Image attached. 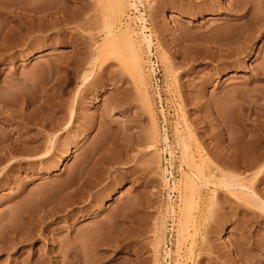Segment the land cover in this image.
Masks as SVG:
<instances>
[{"label": "rangeland", "instance_id": "1", "mask_svg": "<svg viewBox=\"0 0 264 264\" xmlns=\"http://www.w3.org/2000/svg\"><path fill=\"white\" fill-rule=\"evenodd\" d=\"M96 1L0 0V264H264V0Z\"/></svg>", "mask_w": 264, "mask_h": 264}, {"label": "bare ground", "instance_id": "2", "mask_svg": "<svg viewBox=\"0 0 264 264\" xmlns=\"http://www.w3.org/2000/svg\"><path fill=\"white\" fill-rule=\"evenodd\" d=\"M189 3L190 2H195L194 0H187ZM96 4L102 9V12H103V16H104V28H105V33H106V37H105V40H104V42H103V44H102V49H101V52H105V51H107L108 49H109V47H111V45H112V43H114V41L116 40V38H114L113 36H112V34H113V25H114V21H115V19H116V15H118L117 14V12H120L118 9H120V10H123L124 8H120V7H125V5H126V0H98V1H96ZM169 5V4H168ZM120 6V7H119ZM130 8H135V3L134 2H132V3H130L129 5H128ZM137 10V9H136ZM121 40H126L125 39V37L123 38V37H119ZM147 41V40H146ZM149 45V44H148ZM236 45V44H235ZM249 45L250 44H248V43H245V42H241V43H238L235 47H233V48H230V49H227V50H224L223 52H221V57H223V59L225 58H227L228 60H230V58H233V60H234V58L236 57H238L240 54H241V52L244 50L245 51V49L247 48V47H249ZM149 47V46H148ZM243 53V52H242ZM240 61H241V58L239 59ZM240 63V62H239ZM235 65V64H234ZM236 65H237V63H236ZM236 65H235V67H236ZM184 146V145H183ZM185 148V146L183 147V149ZM186 149H188L189 150V147L187 148V146H186ZM186 149H184V151L186 152ZM187 150V151H188ZM67 157H69V155L66 153L65 155H64V158H67ZM189 159H190V162H189V166L192 168L193 166V161L191 160V158L189 157ZM189 161V160H188ZM195 169H196V167H194ZM202 169V168H201ZM199 170V169H198ZM197 172V175L198 176H200V177H202V171L200 170V171H196ZM219 173H221V172H219ZM200 177H198V178H200ZM224 177V176H223ZM200 179H202V178H200ZM232 179V178H231ZM231 179H228V180H230L231 181ZM186 180H188L187 182V186H186V192L188 193V202L189 203H191V198H192V195L196 192V191H198L200 188H199V186L198 187H196V185L193 183V181L192 180H190L189 178H187ZM226 180H227V178H226ZM191 181H192V183H191ZM202 181V180H201ZM203 181H204V179H203ZM233 181V180H232ZM235 181V180H234ZM201 185L203 186V185H205V183H202L201 182ZM234 187V185H232V184H230V183H227V184H224V190L225 189H227V190H229V189H232ZM241 188V189H244V186H242V185H236V188ZM244 190H246V188L244 189ZM247 192H248V190H246ZM76 192V191H75ZM109 199H111V197H108ZM108 199V200H109ZM263 203V202H262ZM263 209H264V206H263ZM186 216H185V219L187 220V219H189V215H188V209H186ZM187 222V221H186ZM256 244L258 245V243L257 242H255V246H256ZM252 246H254V243H253V245ZM69 247H70V249H71V247H72V245H68V249H69ZM69 249V250H70ZM250 246H248V249L245 251V250H243V252H241V255L242 256H244V255H246V253L248 252V251H250ZM245 258H243L244 259V261H245V259H247V257L246 256H244ZM260 262V261H259ZM260 263H262V262H260ZM258 264V263H257ZM263 264V263H262Z\"/></svg>", "mask_w": 264, "mask_h": 264}]
</instances>
